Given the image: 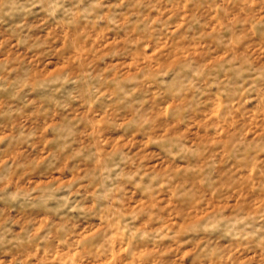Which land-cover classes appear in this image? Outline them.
<instances>
[{
  "label": "rangeland",
  "instance_id": "obj_1",
  "mask_svg": "<svg viewBox=\"0 0 264 264\" xmlns=\"http://www.w3.org/2000/svg\"><path fill=\"white\" fill-rule=\"evenodd\" d=\"M0 264H264V0H0Z\"/></svg>",
  "mask_w": 264,
  "mask_h": 264
}]
</instances>
